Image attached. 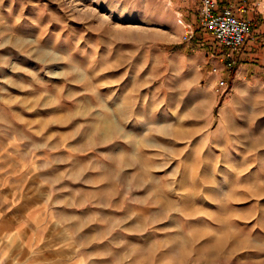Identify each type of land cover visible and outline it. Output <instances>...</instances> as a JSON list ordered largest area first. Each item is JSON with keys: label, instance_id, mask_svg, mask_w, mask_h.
Returning <instances> with one entry per match:
<instances>
[{"label": "rangeland", "instance_id": "1", "mask_svg": "<svg viewBox=\"0 0 264 264\" xmlns=\"http://www.w3.org/2000/svg\"><path fill=\"white\" fill-rule=\"evenodd\" d=\"M262 1L0 0V264H264Z\"/></svg>", "mask_w": 264, "mask_h": 264}, {"label": "built area", "instance_id": "2", "mask_svg": "<svg viewBox=\"0 0 264 264\" xmlns=\"http://www.w3.org/2000/svg\"><path fill=\"white\" fill-rule=\"evenodd\" d=\"M262 0H200V23L207 28L222 48L220 60L227 74L235 67L240 50L249 40L254 39L251 19L241 16L248 7L261 5ZM183 38L193 35L190 25H184ZM264 34V32H263ZM213 70H217L213 68ZM226 80L220 78L215 91L222 93L226 89Z\"/></svg>", "mask_w": 264, "mask_h": 264}, {"label": "crops", "instance_id": "3", "mask_svg": "<svg viewBox=\"0 0 264 264\" xmlns=\"http://www.w3.org/2000/svg\"><path fill=\"white\" fill-rule=\"evenodd\" d=\"M196 1H197V3H196ZM189 4H190V2H189V0H181V6L182 7H177L178 9H179V12H185V8H189ZM196 4V11H197V13H198V11H199V5H200V0H193V4L192 5H195ZM184 6V7H183ZM260 7V11H261V9H263L261 6H259ZM259 7L257 8L258 10H259ZM178 12V13H179ZM186 13V12H185ZM184 13V14H185ZM247 13V14H246ZM249 13H250V10H247L244 14H242L241 16H244V17H246V18H249V19H252L253 18V16H252V14L251 15H249ZM199 18H200V15H199ZM253 23V22H252ZM248 45L251 47V44L250 43H248ZM253 46V45H252ZM248 52V53H246V52ZM249 48L248 49H246V44H245V47H244V51H243V53H242V55H241V57H240V65H242L241 63L242 62H245L246 60H248V56H251V54L249 53ZM245 52V53H244ZM214 75H216L217 76V74L216 73H214Z\"/></svg>", "mask_w": 264, "mask_h": 264}]
</instances>
